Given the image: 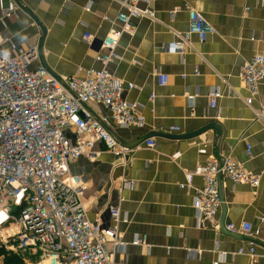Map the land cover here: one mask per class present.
Masks as SVG:
<instances>
[{
  "label": "crops",
  "instance_id": "0c3cea01",
  "mask_svg": "<svg viewBox=\"0 0 264 264\" xmlns=\"http://www.w3.org/2000/svg\"><path fill=\"white\" fill-rule=\"evenodd\" d=\"M0 1L16 9L13 17L0 23L2 35L20 47H36L42 31L31 16L17 0ZM18 1L47 29L43 58L54 77L83 78L80 69L102 68L98 44L114 27L105 17L113 19L122 11L118 1ZM187 7L203 14L218 35L205 43L192 36L193 47L186 46L184 53L168 52V46L179 41L175 32L189 30ZM152 8L158 21L134 20V34H125L118 47L122 59L108 69L134 85L125 97L142 106L146 123L143 129H127L111 122L112 131L129 143L144 142L146 136L156 133L157 146L136 152L133 164L124 170L115 167V157L102 144L96 145L97 158L82 156L72 165V173L83 176L89 186L84 198L89 218L108 227L113 225L110 206H119L128 214L129 222L121 223L120 231L129 246L116 256L118 264H264V122L256 120L255 112L264 107V82L254 108H249L245 103L249 92L237 77L246 60L264 56V0H154ZM86 34L95 36L94 48L85 42ZM1 53L10 54V46L4 45ZM37 64L42 65L40 59ZM159 73L170 76L167 86H159ZM217 90L224 97L212 109L210 97ZM186 93L196 98L190 101L184 97ZM94 110L110 115L101 106L94 105ZM213 122L223 127L219 139L214 130L193 139H178ZM174 127L180 131L171 132ZM248 145L252 146L251 157L246 152ZM221 153L231 154L258 175L261 183L257 189L222 183L219 229L213 224L199 226L193 192L180 185L186 181V172ZM123 179L134 181L135 186L124 192L120 202L118 187ZM194 185L201 187L202 180L196 177ZM222 222L225 226L253 225L256 257L237 254L240 248H247V239L226 228L222 231ZM136 236H146L147 245H131Z\"/></svg>",
  "mask_w": 264,
  "mask_h": 264
},
{
  "label": "built area",
  "instance_id": "2783aa9c",
  "mask_svg": "<svg viewBox=\"0 0 264 264\" xmlns=\"http://www.w3.org/2000/svg\"><path fill=\"white\" fill-rule=\"evenodd\" d=\"M116 1L122 11L113 19L105 17L114 27L98 44L102 68L80 69L83 78L54 77L37 64V46L20 47L0 32V247L10 248L18 264H118L116 256L129 246L120 231L121 223L129 222L128 214L119 206H110L113 225L104 227L92 221L84 201L88 183L71 171L82 156L92 159L100 155L97 144H102L115 157V167L123 170L133 164L136 152L157 146L154 137L135 145L123 144L111 129V122L127 129L146 126L142 106L125 97L126 90L134 85L117 78L108 68L122 59L118 47L125 34H134V20L158 21L152 8L154 0ZM0 11V23H4L16 9L0 1ZM187 11L189 30L185 34L175 32L179 41L171 43L168 52L184 53L186 46L193 47L192 36L205 43L218 35L203 14L189 7ZM84 39L90 48L97 45L92 34ZM4 45L10 46V54L1 53ZM237 77L249 92L246 105L254 108L264 82V56L246 60ZM157 80L164 87L170 76L159 73ZM184 97L192 101L196 95L186 93ZM223 97L222 90L214 91L211 108L217 109ZM154 99L155 94L151 95ZM94 105L105 108L110 115L99 114ZM255 112L256 120L264 122V107ZM170 131L180 130L174 127ZM246 152L251 157V145ZM196 177L202 180L201 187L194 185ZM226 181L253 189L261 183L258 175L225 153L186 172V181L180 187L193 192L199 226L213 224L219 229L221 186ZM134 186V181L123 179L118 187L120 202L124 201V192ZM226 229L247 239V248H240L238 255L256 257L258 245L250 222L228 224ZM131 245H147L146 236H136Z\"/></svg>",
  "mask_w": 264,
  "mask_h": 264
},
{
  "label": "water",
  "instance_id": "95a60500",
  "mask_svg": "<svg viewBox=\"0 0 264 264\" xmlns=\"http://www.w3.org/2000/svg\"><path fill=\"white\" fill-rule=\"evenodd\" d=\"M18 5L20 6V8H22L26 13H28L31 18L34 20V22L38 25V27L40 28V30L42 31V37L40 38L38 45H37V49H38V55H39V59L42 63V66L45 69H48L46 67V64L44 63V58H43V46H44V38L46 37L47 34V29L45 28V26L40 22V20L33 14L32 11L28 10L20 1L17 0ZM210 130H214L216 132V139H219L220 137L223 136V127L220 125V123L218 122H213L211 124H208L207 126H205L204 128L198 130L197 132L190 134V135H186V136H181L178 139H193L196 138ZM159 134L156 133H152L149 134L148 136H146L145 139L149 138V137H153V136H157ZM119 141L123 144H129V145H135L138 144L139 142H134V143H129V142H125L123 140H121L120 138H118ZM225 223L222 222L221 224V230L225 231Z\"/></svg>",
  "mask_w": 264,
  "mask_h": 264
},
{
  "label": "rangeland",
  "instance_id": "374dc122",
  "mask_svg": "<svg viewBox=\"0 0 264 264\" xmlns=\"http://www.w3.org/2000/svg\"><path fill=\"white\" fill-rule=\"evenodd\" d=\"M8 259H12L10 263L8 262ZM18 262V257L15 255V253L8 248L0 247V264H16Z\"/></svg>",
  "mask_w": 264,
  "mask_h": 264
},
{
  "label": "trees",
  "instance_id": "16d2710c",
  "mask_svg": "<svg viewBox=\"0 0 264 264\" xmlns=\"http://www.w3.org/2000/svg\"><path fill=\"white\" fill-rule=\"evenodd\" d=\"M11 261H12V259H8L7 263H10ZM18 263H19V261L16 264H18Z\"/></svg>",
  "mask_w": 264,
  "mask_h": 264
}]
</instances>
